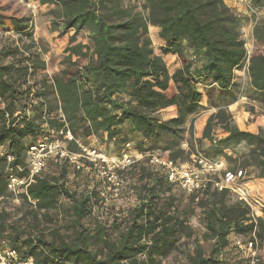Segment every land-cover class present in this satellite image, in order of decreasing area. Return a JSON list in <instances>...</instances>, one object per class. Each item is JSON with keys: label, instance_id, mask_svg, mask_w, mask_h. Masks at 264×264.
<instances>
[{"label": "trees", "instance_id": "obj_1", "mask_svg": "<svg viewBox=\"0 0 264 264\" xmlns=\"http://www.w3.org/2000/svg\"><path fill=\"white\" fill-rule=\"evenodd\" d=\"M141 1L38 0L49 7L52 30L72 33L63 67L51 77L30 33V18L5 16L0 9V28L9 22L18 37L17 45L0 49V148L13 157L11 167H23L28 148L45 124L69 131L73 141L67 148L72 152H78L75 141L95 142L114 156L132 144L140 154L159 152L179 165L192 162L196 152L234 163L232 151L244 145L248 155L229 171H242L237 186L259 203L261 217L252 218L241 198L216 191L210 182L186 196L140 159L121 173L131 181L136 204L109 224L84 225L98 195L71 192L65 184V164L52 162L48 166L57 169L56 176L45 171L39 175L27 192L35 205L23 197L27 207L14 218L2 207L11 201L7 164L0 159V243L37 264H157L176 249L181 237H193L187 221L195 209L210 246L204 251L194 241L188 264H244L233 238L254 234L260 246L264 243V126L256 123L264 117V18L253 29L246 70L248 98L263 105L262 114L253 115L241 105L230 107L239 93L235 72L246 56L235 12L222 0ZM251 3L264 6V0ZM150 27L156 29V52ZM79 33L87 34V43L76 42ZM167 59L173 60L171 65ZM35 76L40 79L31 82ZM169 82L175 88L170 97L165 94ZM203 97L205 108L200 104ZM172 106L176 117L161 120L159 112ZM209 108L213 112L194 132V117ZM238 111L242 114L235 122L233 113ZM243 125L247 129H241ZM175 189L187 199L185 206L175 204ZM62 201L67 222L51 229L48 240L39 220L50 222L48 213ZM25 219L33 223L23 225Z\"/></svg>", "mask_w": 264, "mask_h": 264}, {"label": "built area", "instance_id": "obj_2", "mask_svg": "<svg viewBox=\"0 0 264 264\" xmlns=\"http://www.w3.org/2000/svg\"><path fill=\"white\" fill-rule=\"evenodd\" d=\"M239 1L245 3L250 13H254L249 1ZM252 48L251 45H245V60L235 75L246 77L248 57ZM43 129L39 138L28 148L23 167H11L13 157L4 148H0V159H4L7 164L6 190L9 200L13 203L18 204L25 197L30 205H35V201L30 200L27 195L28 189L35 183V179L47 169L50 162L65 164L74 172L93 176L98 179L102 187L116 193L123 188L121 173L135 161L146 159L151 167L161 172L170 186L180 190L184 195H194L202 190L207 182H210L216 191L225 190L241 198L251 209L252 218L261 217L259 203L251 207L246 201L244 189L237 186L243 178L242 171L230 172L222 161L208 159L196 152L192 162L179 165L164 158L159 152L140 154L132 144H126L119 156H114L108 155L104 148L95 142L85 145L75 141L78 152H72L67 148V143L73 141L68 130L51 129L46 124ZM260 199H263L262 195ZM232 244L242 254L244 264H264V259L260 256L262 245H259L254 234L246 239L234 237ZM0 264H37V262L33 257H22L18 250L1 242Z\"/></svg>", "mask_w": 264, "mask_h": 264}, {"label": "rangeland", "instance_id": "obj_3", "mask_svg": "<svg viewBox=\"0 0 264 264\" xmlns=\"http://www.w3.org/2000/svg\"><path fill=\"white\" fill-rule=\"evenodd\" d=\"M131 1L137 2L138 5H140L142 2L141 0ZM247 1L250 2V6L254 10V13H250L245 3H242L239 0H236L237 6H235L232 10L241 19V35L245 45L253 46L252 32L254 27L264 18V6L255 8L252 5L251 0ZM0 9L1 13L5 16L30 18V33L39 48L41 58L45 62V74H47L48 77L58 74L63 67L61 62L66 56L65 50L68 46V41L72 33L60 34L58 31L51 29L49 18L47 16L49 7L40 6L38 0H0ZM149 29V37L152 41V47L156 52L159 43L153 29L151 27ZM11 30L12 29L9 25V22H5V25L0 28V49L17 45L18 37L15 36ZM76 42L82 44L87 43V34L79 33L76 37ZM166 61L168 65H171L173 60L167 59ZM39 79V76H35L33 79H31V82L38 81ZM235 79L239 84V93L237 94V99L239 101L238 105H241L245 111H249L253 115H261L263 112V105L248 98L250 95L248 78L236 74ZM189 124L190 121L187 123V125L189 126ZM102 147L106 153L111 152L108 151V147ZM247 155L248 148L244 145L234 148L232 151L234 163L224 162L225 168L229 171L232 167L238 166V164L241 163L243 158ZM64 168L66 171L64 178L65 184L71 192L94 191L98 195L97 203L93 206V214L84 220L85 226L93 228L96 222H108L109 224L115 216L118 217L122 214H125L126 210L132 208L136 204L135 196L129 189L131 181H129L128 176H121V179L124 182L123 188L114 193L111 190H107L105 187H102V185L98 183V179L95 177L74 172L72 168L67 165H64ZM56 170V168L48 166L45 170V173H48L51 176H56ZM171 194H173L177 200L175 201V204L178 203L179 206L182 207L188 203V201H186L187 199L181 193H179L178 190L175 189L171 191ZM178 200L181 201L178 202ZM246 201L251 205V207L256 206V203L251 202L248 197H246ZM2 207H5L6 210L11 212V214L14 215V218H20L27 206L23 204L22 201H20L18 204L11 202L10 204H5ZM66 208L67 206L63 201L61 203L59 202L56 210L48 213L50 222H46L41 219L39 220V230L43 232L46 239L49 240L51 238V229L57 228L58 225L65 226L67 222L65 219L67 215ZM31 222L32 220L30 221V219H25L22 224L27 225ZM187 222L193 231V237L191 239H185L181 237L176 243V249L173 250V252L166 258L159 260L157 264H188L187 256L192 252V248L195 244L194 241H197L204 251L208 250L210 243L207 242L203 237L205 229L201 221V213L199 210L195 209L194 214L189 216ZM260 256L261 259H264V243H262V247L260 248ZM234 258L235 260H238V257Z\"/></svg>", "mask_w": 264, "mask_h": 264}, {"label": "crops", "instance_id": "obj_4", "mask_svg": "<svg viewBox=\"0 0 264 264\" xmlns=\"http://www.w3.org/2000/svg\"><path fill=\"white\" fill-rule=\"evenodd\" d=\"M223 3L230 9H233L235 6H237L236 4V0H222ZM150 30V29H149ZM154 33H156V29L153 30ZM53 73V72H51ZM58 73V72H56ZM165 94L167 96H172L175 94V88H174V85L172 82H169V85H168V89L166 90ZM201 106H203V108H205L207 106V102H206V99L205 97L202 98L201 100ZM239 104V101L238 99L230 106V107H235ZM213 112V109L209 108V109H204V110H201L195 117H194V129L196 130V126H201L204 124L205 122V119L206 117L211 114ZM242 114V111H238V112H235L233 113V119L235 120L236 122V119L237 118H240L239 116ZM159 117L161 118V120L165 121V120H169V119H172V118H175L176 117V109L175 107H169L167 109H164V110H161L159 112ZM257 119V122L258 121H261L262 125L264 126V117L263 116H259ZM244 126V125H243ZM240 127V126H239ZM198 129V128H197ZM243 130L247 129L245 126L243 128H241Z\"/></svg>", "mask_w": 264, "mask_h": 264}]
</instances>
